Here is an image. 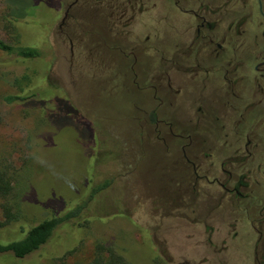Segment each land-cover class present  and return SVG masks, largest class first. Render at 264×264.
I'll list each match as a JSON object with an SVG mask.
<instances>
[{"label":"flooded vegetation","instance_id":"1","mask_svg":"<svg viewBox=\"0 0 264 264\" xmlns=\"http://www.w3.org/2000/svg\"><path fill=\"white\" fill-rule=\"evenodd\" d=\"M57 2L52 26L71 48L88 39L89 59H133L131 67L150 60L151 69L132 81L150 92V105L141 107L146 122L167 129L164 143L187 173L150 207L180 212L182 264H264V0ZM156 59L165 60V71L157 73ZM181 99L189 112L178 123ZM132 223L160 257V223ZM166 246L165 239V255Z\"/></svg>","mask_w":264,"mask_h":264},{"label":"rangeland","instance_id":"2","mask_svg":"<svg viewBox=\"0 0 264 264\" xmlns=\"http://www.w3.org/2000/svg\"><path fill=\"white\" fill-rule=\"evenodd\" d=\"M58 9L57 0H0V38L12 45L36 48L40 53L37 58H23L0 50V163L20 174L25 222L31 226L50 217L53 210L61 216L68 214L87 204L94 187L108 182V188L93 201L99 204L98 198L113 196V203L97 213L106 221L88 217L85 208L82 214L90 223L81 224L80 231L73 226L77 219L59 228L62 231L57 232L58 236L65 233L75 241L72 245L76 249L67 260H90L95 244L101 242L121 245L117 248L131 264H160L153 260L156 251L149 235L140 231L138 240L135 233L139 229L132 223L154 229L150 222L157 221L161 227L154 231L160 258L162 254L164 261L182 264L186 240L181 218L176 214L180 212L168 211L167 215L165 209L155 212L150 207L156 196L166 199V190L187 174L178 151L168 149L164 143L167 129L146 122L149 112L141 107L150 105V92L132 81L133 73L139 76L151 69L150 60L138 59L131 67L133 59H89L92 48L88 39L81 46L74 41L71 48L70 42L62 40L54 30L52 23ZM164 34L167 36V31ZM155 65L157 73L167 69L164 59H156ZM25 73L32 82L23 96L35 94L47 100L45 107L55 124L50 125L38 109L3 102V96L18 92L12 85L13 78ZM46 90L49 95L44 94ZM54 97L65 99L82 120L66 121L62 113L56 112L51 100ZM185 104L181 99L174 113L178 123H183L189 112ZM163 109L157 111L160 118L166 116ZM91 131L95 133L96 146L86 141ZM118 204H124L125 211ZM90 212L94 213V209L90 208ZM163 239L170 248L166 255ZM49 261L42 259L38 264H50ZM0 264L9 263L0 257Z\"/></svg>","mask_w":264,"mask_h":264},{"label":"trees","instance_id":"3","mask_svg":"<svg viewBox=\"0 0 264 264\" xmlns=\"http://www.w3.org/2000/svg\"><path fill=\"white\" fill-rule=\"evenodd\" d=\"M0 50L16 53L23 58H37L40 56L36 48L12 45L1 38ZM31 82L32 77L26 73L13 78L12 85L16 87L18 92L3 96V102L7 105L24 104L29 110L34 111L38 109L48 120V123L53 125L54 121L50 120L52 114H49V110L45 107L47 100L38 99L35 94L23 96L24 90L30 87ZM48 92L49 90H46L44 94L49 95ZM51 100H53L54 106L57 107L56 112L62 113L66 121H73L74 118L82 120L65 99L54 97ZM72 114L76 117H73ZM61 127L62 125L58 126V128ZM64 127H67L66 123ZM70 127L75 129L72 125ZM57 130L59 129H55V131ZM86 139L89 145H97L94 131H91ZM0 164V257H2V260L9 264H38L42 259L50 260V264H131L122 250L117 248L118 243L103 244L101 242L95 244L90 260L70 262L67 259L76 249L72 245L75 241L70 240L72 236L65 233L61 236L57 235V232L62 231L59 228L71 219H77L73 224L76 231L81 230V224L90 223L88 217H95L93 220L105 219L97 213H100L101 209H107L106 206L114 201L113 196L104 195V198H98L100 199L99 204L96 201L93 203V201L96 200L98 194L103 193L108 188V182L94 187L87 204L79 205V207L63 216L60 215L58 210H53L50 217L28 226L21 208V196L24 187L21 181L18 180L20 174H15L10 169L11 166ZM85 208H88L89 212L87 218H84L82 214ZM90 208L94 209V213L90 212ZM11 232L16 235L12 237ZM75 235L73 234L74 237ZM153 260L163 264L158 255H155Z\"/></svg>","mask_w":264,"mask_h":264}]
</instances>
